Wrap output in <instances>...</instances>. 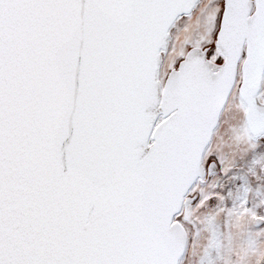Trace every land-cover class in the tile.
<instances>
[{"label": "snow or ice", "instance_id": "snow-or-ice-1", "mask_svg": "<svg viewBox=\"0 0 264 264\" xmlns=\"http://www.w3.org/2000/svg\"><path fill=\"white\" fill-rule=\"evenodd\" d=\"M0 264H264V0H0Z\"/></svg>", "mask_w": 264, "mask_h": 264}]
</instances>
